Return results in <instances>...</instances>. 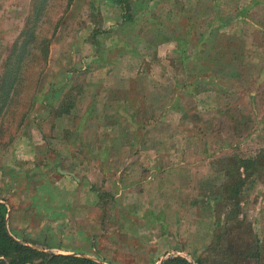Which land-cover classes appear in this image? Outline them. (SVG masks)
Returning a JSON list of instances; mask_svg holds the SVG:
<instances>
[{
    "label": "rangeland",
    "instance_id": "374dc122",
    "mask_svg": "<svg viewBox=\"0 0 264 264\" xmlns=\"http://www.w3.org/2000/svg\"><path fill=\"white\" fill-rule=\"evenodd\" d=\"M128 5L0 0L6 232L101 264H264V0Z\"/></svg>",
    "mask_w": 264,
    "mask_h": 264
},
{
    "label": "trees",
    "instance_id": "16d2710c",
    "mask_svg": "<svg viewBox=\"0 0 264 264\" xmlns=\"http://www.w3.org/2000/svg\"><path fill=\"white\" fill-rule=\"evenodd\" d=\"M127 11L128 0H111ZM125 13V12H124ZM14 79V78H13ZM250 164L252 160H240ZM226 184V183H225ZM225 187V186H224ZM229 200V199H228ZM6 206L0 203V264H101L89 258L72 255H55L25 246L10 236L5 228ZM162 264H189L182 258H171Z\"/></svg>",
    "mask_w": 264,
    "mask_h": 264
},
{
    "label": "crops",
    "instance_id": "0c3cea01",
    "mask_svg": "<svg viewBox=\"0 0 264 264\" xmlns=\"http://www.w3.org/2000/svg\"><path fill=\"white\" fill-rule=\"evenodd\" d=\"M112 2V1H111ZM112 4H114L113 2H112ZM115 5V4H114ZM117 6V5H116ZM149 150V149H148ZM139 152L140 151H138V149L137 148H135V149H133V154H135V156L137 155L138 156V154H139ZM223 184H224V180L222 181V183H221V186L223 187ZM103 264V263H102Z\"/></svg>",
    "mask_w": 264,
    "mask_h": 264
},
{
    "label": "water",
    "instance_id": "95a60500",
    "mask_svg": "<svg viewBox=\"0 0 264 264\" xmlns=\"http://www.w3.org/2000/svg\"><path fill=\"white\" fill-rule=\"evenodd\" d=\"M163 261H160L159 264H161Z\"/></svg>",
    "mask_w": 264,
    "mask_h": 264
}]
</instances>
